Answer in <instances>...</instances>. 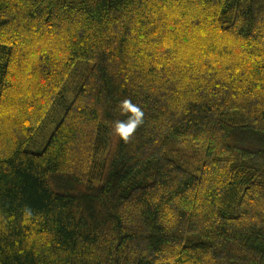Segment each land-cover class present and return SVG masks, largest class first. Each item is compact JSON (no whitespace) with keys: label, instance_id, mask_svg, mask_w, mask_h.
I'll use <instances>...</instances> for the list:
<instances>
[{"label":"trees","instance_id":"1","mask_svg":"<svg viewBox=\"0 0 264 264\" xmlns=\"http://www.w3.org/2000/svg\"><path fill=\"white\" fill-rule=\"evenodd\" d=\"M0 264H264V0H0Z\"/></svg>","mask_w":264,"mask_h":264},{"label":"rangeland","instance_id":"2","mask_svg":"<svg viewBox=\"0 0 264 264\" xmlns=\"http://www.w3.org/2000/svg\"><path fill=\"white\" fill-rule=\"evenodd\" d=\"M41 147H31L30 149H31V151H37V150H39Z\"/></svg>","mask_w":264,"mask_h":264}]
</instances>
